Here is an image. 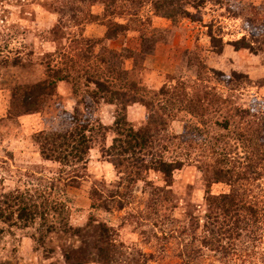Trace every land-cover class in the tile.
Segmentation results:
<instances>
[{"label":"rangeland","instance_id":"1","mask_svg":"<svg viewBox=\"0 0 264 264\" xmlns=\"http://www.w3.org/2000/svg\"><path fill=\"white\" fill-rule=\"evenodd\" d=\"M195 5L186 4L190 16L174 23L139 0H0V207L16 194L46 213L27 225L17 217V204L14 217L0 218V264H264V167L259 179L214 178L219 158L213 148L228 153L227 168L246 164L250 153L234 126L222 127L226 109L210 104L218 97L228 99L224 106L230 112L246 108L264 114V0ZM90 15L100 19L94 22ZM107 21L126 28L97 51L104 45L133 50L135 58L123 66L134 70L138 81L152 90L177 88L188 95L186 101L201 100V113L211 116L204 124L186 110L165 117L155 106H129L137 129L163 139L155 154L185 159L173 178L156 171L121 173L102 150L105 135L98 130L92 132L86 169L42 156L37 135L68 130L85 111L84 80L77 82L78 93L72 83L60 82L41 113L20 115L13 109L18 87L47 77L51 53L79 47L72 40L82 30L86 37L104 38ZM211 35L223 40L222 52ZM243 38L250 48L236 47ZM219 72L231 78L244 74L249 81L226 80ZM93 101L94 123L113 126L118 108L100 97ZM174 134L183 136L181 145L168 140ZM114 138L109 131L107 147ZM209 193H237L255 207L248 225L246 215L227 223L234 236L226 234L220 250L205 243L212 236L205 226Z\"/></svg>","mask_w":264,"mask_h":264},{"label":"trees","instance_id":"2","mask_svg":"<svg viewBox=\"0 0 264 264\" xmlns=\"http://www.w3.org/2000/svg\"><path fill=\"white\" fill-rule=\"evenodd\" d=\"M139 1L152 4L158 16L171 19L174 23H177L181 17L190 16V12L185 7L186 4L195 3L196 7H200L205 3V0ZM98 17L90 15L89 19L94 18L93 20L96 22L100 19ZM107 22L108 31L104 38L86 37L85 30H82L80 37L72 40L78 43L79 47L73 48L72 46L69 51L65 49L64 52L51 53L46 65L47 77L36 84L18 87L13 95V109L20 115L41 113L46 100L57 94L60 82L72 83L76 87L75 92L78 93L77 82L83 83L84 80L83 84L87 90L86 95L80 99V103L85 106V111L72 121L70 129H56L37 135L36 140L42 156L46 160H53L65 166L86 169L93 148L92 132L98 130L103 136L105 135L103 139L105 146L102 147V150L109 159H114L112 162H116L115 165L121 173L129 170V174L141 176L143 172L156 171L164 174L167 178H173L174 172L184 167L185 159L170 160L163 152L155 154L156 142L163 139L156 138L150 130L137 129L129 119V106L137 102L148 107L155 106L165 117H173L177 115L178 110H186L193 116L200 115L204 124L211 121L210 115H207L209 112L201 113L204 107L202 101L199 100V104L193 99L186 101L188 95L183 93L184 96H182L177 88L164 86L159 90H152L138 81L134 76V70L123 66L124 61L135 58L133 50H117L104 45L100 51H97L96 49L106 40L118 38L126 28V25L117 22ZM211 36L214 46L218 47V52H222L224 49L223 40L214 35ZM236 47L250 48V44L245 43V38H243L242 41H236ZM219 74L226 80H232L234 77L238 81L242 79L249 81L248 76L244 74L235 73L232 78L221 72ZM94 96L100 97L118 108L113 126L99 122H97L98 124L94 123ZM227 102L228 99L218 97L210 99V104L216 109L220 111L226 109L227 114L225 121L221 124L222 127L230 129L231 126H234L240 141L250 155L247 156L246 164L236 165L233 167L234 170L225 167V164L230 160L225 149L213 148L214 156L217 155L219 158V165L212 169V175L216 180H221L231 174L239 180H248L251 177V179H259L263 176L261 169L264 167V114L246 108L230 112L228 106H224ZM112 130L115 133V138L112 145L107 147L106 135ZM168 140L175 144L183 140V136L174 134L168 137ZM189 147L191 146L189 145ZM168 148L167 145L166 150ZM6 198L5 207H0V218L2 219L10 220L14 217L17 204V217L27 225L34 222L38 215L46 214L39 212L38 205H29L22 195L11 194ZM207 201L210 210L205 226L212 236L206 237L205 243L208 247L220 250L223 247L221 245L223 237L230 232V236H234L232 235L233 230L228 228L227 223L237 218L240 220L241 216L246 215L244 222L248 225L250 218L248 213H255V207L252 202L245 199V196L237 193L224 195L209 193ZM53 208L56 211L58 209L56 205ZM9 209H11V213L7 211ZM217 227L220 230H217ZM225 237L227 238V236Z\"/></svg>","mask_w":264,"mask_h":264}]
</instances>
